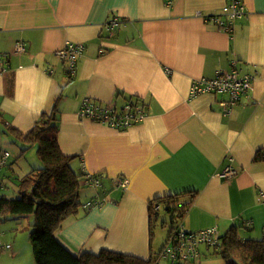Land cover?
I'll return each mask as SVG.
<instances>
[{
	"label": "crops",
	"instance_id": "crops-1",
	"mask_svg": "<svg viewBox=\"0 0 264 264\" xmlns=\"http://www.w3.org/2000/svg\"><path fill=\"white\" fill-rule=\"evenodd\" d=\"M243 1L229 34L220 29L229 0H0V112L27 132L56 105L61 150L79 157V213L55 231L72 253L109 249L173 264L165 249L176 242L175 217L161 215L167 204L156 199L185 195L184 204L193 192L177 228L223 236L238 226L245 239L264 235V0ZM69 42L86 46L74 75L56 54ZM234 66L254 81L229 113L220 104L225 94L191 97L195 81ZM129 98L144 105L135 124L80 115L86 100L122 107ZM227 166L237 170L231 178L222 175ZM35 168L0 127L2 196H16L19 178ZM19 217L17 228H0V264H36L32 217ZM198 251L176 264L219 256L203 243Z\"/></svg>",
	"mask_w": 264,
	"mask_h": 264
},
{
	"label": "trees",
	"instance_id": "trees-1",
	"mask_svg": "<svg viewBox=\"0 0 264 264\" xmlns=\"http://www.w3.org/2000/svg\"><path fill=\"white\" fill-rule=\"evenodd\" d=\"M114 20L117 21V26L116 15L111 18L110 23ZM7 87H10L9 84ZM127 101L139 105L144 111L143 102L139 98L135 100L129 98ZM56 112V105L52 111L43 112L32 129L27 132L9 125L3 117L4 114L0 112L1 129L5 128L7 134L20 140L24 154L30 148L35 147L43 161L42 167L35 168L19 178L16 196L0 198V212L7 211L18 216L32 217L29 237L36 264H157L153 258L146 259L109 249H103L99 254L83 252L76 255L56 238L55 231L62 223L69 216L79 213L81 189L85 186L81 184L82 175L78 174L71 165L78 155H66L61 150L58 140V124L54 123ZM0 185L3 193L7 186L5 178H0ZM191 194L190 201L184 204L182 197L185 195H166L156 199L160 203L165 202L167 210L174 214L176 225L172 229L170 239L174 237L178 223L183 220L186 211L194 202L197 193ZM239 229L238 226H232L223 236L217 235L215 230L217 243L215 245L207 242L203 244L213 246L227 264H264V235L260 239H244L240 236ZM197 257L199 255L176 262L189 261Z\"/></svg>",
	"mask_w": 264,
	"mask_h": 264
},
{
	"label": "built area",
	"instance_id": "built-area-1",
	"mask_svg": "<svg viewBox=\"0 0 264 264\" xmlns=\"http://www.w3.org/2000/svg\"><path fill=\"white\" fill-rule=\"evenodd\" d=\"M229 5L225 7V11L228 13V20L220 21L221 29L231 34L233 31V21L239 17L245 10L244 1L241 0H229ZM117 21L114 20L110 23V26L114 28ZM85 44L82 42H69L66 46L59 50L57 56L68 64V72L74 75L76 72L79 59L83 56L85 50ZM19 50H25V45L22 42L17 43ZM6 53L0 50V63L4 62V56ZM51 72H53L51 70ZM254 77L250 73L239 74L236 66L232 67L230 71L226 69H218L212 78H202L192 84L190 91L191 97H196L202 93H222L227 95L226 98L220 100L221 106L224 108L225 113H229L233 106L241 102L243 96H247L253 88ZM81 116H91L93 119L108 121L112 125L124 124L128 126L133 122H136L143 118V111L139 105L127 102L124 106L120 107L114 103L96 104L91 101H84L80 109ZM7 153L4 154V157ZM224 178H231L236 174L237 170L231 166H227L223 171ZM88 178V177H87ZM85 183L87 180L84 181ZM126 181H122L124 185ZM0 185V198L1 194ZM159 209V206H157ZM215 229L208 228L197 232H185L182 228H177L173 238H176V242L171 243L165 249V253L171 256L172 263H175L178 259H190L199 255L197 249L200 243H210L215 245L218 238L214 235Z\"/></svg>",
	"mask_w": 264,
	"mask_h": 264
},
{
	"label": "rangeland",
	"instance_id": "rangeland-1",
	"mask_svg": "<svg viewBox=\"0 0 264 264\" xmlns=\"http://www.w3.org/2000/svg\"><path fill=\"white\" fill-rule=\"evenodd\" d=\"M63 62V61H62ZM65 62V61H64ZM231 69H226V71H230ZM61 121V113L59 111L56 112V117L54 120V123ZM28 154L30 155V157L32 158L33 162L36 165V168H40L43 166V161L40 158L39 154L37 153V150L35 147L30 148L28 150ZM79 157L77 156L71 163L72 168H74L76 161H78ZM168 210H166L165 208L161 211V215H170V213H167ZM154 219H156L157 214L154 213L153 214ZM22 217L16 216L10 212L7 211H3L0 212V228L3 229V227H9L11 224H15V228H17V221L18 219H21ZM24 224H28L27 220H23ZM176 225V224H175ZM242 238L245 239L244 235H240ZM262 238V237H259ZM198 249V247H197ZM213 257H217L216 259L212 260V264H227V262L225 261L224 258H222L220 255L219 256H213Z\"/></svg>",
	"mask_w": 264,
	"mask_h": 264
}]
</instances>
